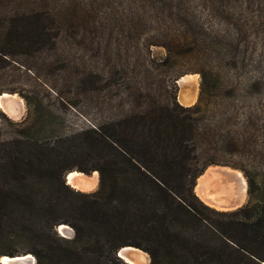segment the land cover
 Segmentation results:
<instances>
[{"label": "trees", "instance_id": "16d2710c", "mask_svg": "<svg viewBox=\"0 0 264 264\" xmlns=\"http://www.w3.org/2000/svg\"><path fill=\"white\" fill-rule=\"evenodd\" d=\"M28 1L0 0V7H13L11 20L26 19L29 28L0 37L8 45L0 48L4 55L54 48L58 42L60 27L50 26L53 3L38 0L48 6L39 10L33 0V7L18 8ZM195 1L205 7L216 0ZM156 4L176 9L166 18L183 29L191 20L170 0ZM71 5L64 0L58 11H78ZM241 36L234 29V37ZM205 44L209 57L201 58L213 61L215 54L218 65L215 71L194 68L200 81L191 105L180 104L167 81L146 86L141 73L140 83L125 86L113 100L114 111L95 125L69 134L22 132L0 140V256L30 253L34 264H126L116 251L129 245L145 251L148 264H264V179L253 171L260 157L253 139L264 144V59L247 75L248 57L233 42L202 41L182 31L149 43L165 49L164 64ZM92 78L90 91L99 98L104 74L94 72ZM216 164L242 171L247 182L242 206L216 210L195 194L197 176ZM73 168L97 171V188L83 192L66 184L64 174ZM60 224L71 227V238L57 233ZM18 240L23 245L12 249Z\"/></svg>", "mask_w": 264, "mask_h": 264}, {"label": "rangeland", "instance_id": "374dc122", "mask_svg": "<svg viewBox=\"0 0 264 264\" xmlns=\"http://www.w3.org/2000/svg\"><path fill=\"white\" fill-rule=\"evenodd\" d=\"M36 1L39 10L48 8L43 1L39 4ZM50 1L54 5V8L49 5L54 14L50 26L60 27L55 47L46 46L28 54L14 56L0 53V90L14 94L22 102L21 112L17 117L7 115L0 108V140L22 132L35 137L69 134L95 125L110 115V111H114L111 110L113 100L125 86L140 83L138 77L141 73L147 76L146 81L142 82L146 86L156 88L167 81L175 86L176 98L180 104H193L200 81L194 68L204 65V69L215 71L218 65L215 54H210L213 61L202 59L204 53L209 57L205 44L203 50L197 49L189 55L170 58L164 64L165 49L160 45H149L154 41L175 37L182 31H185L186 37H199L202 41L215 38L222 44L235 43L239 52L248 57L247 75L255 70L258 60L264 59V0H216L205 7L195 0H187V3L170 0L173 8L181 6L178 9L191 18L185 29L166 18L177 10L172 9L170 12L169 5L159 8L157 0H70L71 6L78 11L70 9V13L65 15L58 11L64 0ZM9 5L0 7V37H12V31L26 32L29 29L26 19L9 18L13 14V7H8ZM18 5V8L29 9L34 2L30 0ZM50 26L47 29L53 32L54 27ZM234 29L241 32L242 36L234 37ZM7 46L4 38H0V48L6 50ZM253 59L256 62H252ZM63 64L66 65L65 68H62ZM113 71L118 74L113 76ZM94 72H102L105 78L102 81L105 88L99 93V98H95L90 91ZM121 72L129 73V78H120ZM188 74L196 75V82L193 81L195 83L191 87L179 83L180 78ZM124 102L125 100L123 104ZM261 102L264 104V100ZM253 108L256 110V107ZM43 123L47 124L45 128ZM32 125L33 127L28 128ZM253 141V152L260 154L254 162L253 171L264 179V144L260 138ZM216 166L239 171L245 180V189L247 188L246 178L240 169L230 165ZM82 173L89 176L93 171ZM97 186L98 173L97 182L92 188L78 190L91 192ZM246 200L245 190L238 207ZM60 225L56 227L57 233L64 238H71V227L67 225V229L59 233ZM23 243L22 240L15 241L11 248L19 249Z\"/></svg>", "mask_w": 264, "mask_h": 264}, {"label": "bare ground", "instance_id": "6f19581e", "mask_svg": "<svg viewBox=\"0 0 264 264\" xmlns=\"http://www.w3.org/2000/svg\"><path fill=\"white\" fill-rule=\"evenodd\" d=\"M196 75L188 74L180 78V84H188L190 87ZM195 81V82H193ZM22 102L14 95L2 92L0 94V108L9 116L20 115ZM69 184L80 190H89L97 182V172L85 175L81 172H72L69 175ZM196 194L206 204L219 209H227L239 205L245 195V180L239 171L224 166H209L204 173L198 177L197 185L194 187ZM64 225H60V231H64ZM133 258L128 262L140 264L146 261V254L139 249L132 251ZM8 259L6 255L1 256L4 262Z\"/></svg>", "mask_w": 264, "mask_h": 264}, {"label": "water", "instance_id": "95a60500", "mask_svg": "<svg viewBox=\"0 0 264 264\" xmlns=\"http://www.w3.org/2000/svg\"><path fill=\"white\" fill-rule=\"evenodd\" d=\"M179 79V78H178ZM2 93V92H1ZM0 93V94H1ZM211 166H215V165H211ZM205 171V170H204ZM204 171L200 174L202 175L204 173ZM72 172H81V171H78V170H70L68 172H66L64 174V180L66 182V184L69 185V174L72 173ZM82 173V172H81ZM198 175L196 180H195V184H194V187H196L197 185V181H198V177L200 176ZM71 186V185H70ZM73 187V186H72ZM74 189L78 190L77 188L74 187ZM246 190V189H245ZM195 194H196V191L194 190ZM197 195V194H196ZM239 205H236L234 207H230V208H227L228 210L230 209H236L238 208ZM61 225H64L65 227H62V228H65L67 229V225L65 224H61ZM58 232L59 233H62V231H60V229H58ZM135 249H138L136 247H133V246H129V245H126V246H122L120 247L117 251H116V256L122 260H124V262L128 263V264H134V263H131V262H128L127 260L128 259H132L133 256H132V251H135ZM140 250V249H139ZM141 251V250H140ZM146 254V262L149 263L150 259H149V256L146 252H144ZM8 259L6 261H2L1 260V256H0V263L1 264H34L35 263V258L30 254V253H24V254H21V255H14V256H7Z\"/></svg>", "mask_w": 264, "mask_h": 264}]
</instances>
